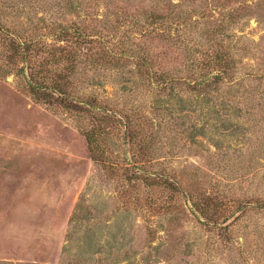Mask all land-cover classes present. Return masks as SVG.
I'll return each instance as SVG.
<instances>
[{
	"label": "rangeland",
	"instance_id": "rangeland-1",
	"mask_svg": "<svg viewBox=\"0 0 264 264\" xmlns=\"http://www.w3.org/2000/svg\"><path fill=\"white\" fill-rule=\"evenodd\" d=\"M0 264H264V0H0Z\"/></svg>",
	"mask_w": 264,
	"mask_h": 264
}]
</instances>
